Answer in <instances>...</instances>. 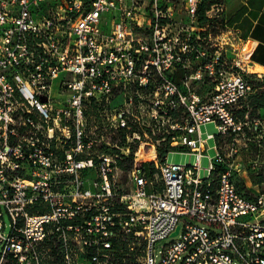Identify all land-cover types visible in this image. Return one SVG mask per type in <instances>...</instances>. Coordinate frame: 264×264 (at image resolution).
<instances>
[{"label": "built area", "instance_id": "obj_1", "mask_svg": "<svg viewBox=\"0 0 264 264\" xmlns=\"http://www.w3.org/2000/svg\"><path fill=\"white\" fill-rule=\"evenodd\" d=\"M229 21L226 0H0V264H114L124 245L142 264H264V194L226 163L257 44Z\"/></svg>", "mask_w": 264, "mask_h": 264}, {"label": "rangeland", "instance_id": "obj_2", "mask_svg": "<svg viewBox=\"0 0 264 264\" xmlns=\"http://www.w3.org/2000/svg\"><path fill=\"white\" fill-rule=\"evenodd\" d=\"M244 0H226L228 15H234L237 11L243 9ZM264 0H262L263 2ZM254 83L256 85L264 84V80L255 79ZM217 86L216 81L213 78H207L203 83H196V91L203 97H209L213 92H215ZM260 88L257 89L254 94L259 93ZM250 96V95H249ZM249 96L244 98L241 103L235 107L236 116L238 112L242 110L243 105L248 101ZM249 114H245L244 120L248 123L243 127V129L236 136L238 150L237 154L233 157L227 156L226 163L233 165L234 179L236 184H238L240 190L247 196L254 197L258 194H264V108L257 110H252ZM249 110V111H250ZM239 117V116H238ZM241 120V119H239ZM244 120H241L242 122ZM201 133L204 139L208 138L209 134L217 135L219 133L216 123H209L201 126ZM229 139L218 138L217 142L224 146L226 149L229 148ZM232 141L231 139L229 142ZM145 141L139 149V158L150 161L156 157L154 151V146L152 143H146ZM215 143L216 138L208 139V146L210 149L207 150L204 157L200 160L201 171L200 175L205 178L209 175L210 159L209 157L215 155ZM165 148L164 142H161L158 149L162 150ZM161 157V156H160ZM195 154L191 152H179L173 151L169 153L167 161L170 163H184L193 164L196 162ZM124 167L128 168L130 166L129 161H123ZM118 181L116 183V188L119 189L121 194L124 192V188L128 187V176L127 172L119 171ZM12 228V221L8 212L4 211V228L5 234H9ZM174 237H167L160 240L155 244V255L156 260L159 261L162 256L163 248L166 244L173 241ZM2 251V245L0 244V253Z\"/></svg>", "mask_w": 264, "mask_h": 264}, {"label": "trees", "instance_id": "obj_3", "mask_svg": "<svg viewBox=\"0 0 264 264\" xmlns=\"http://www.w3.org/2000/svg\"><path fill=\"white\" fill-rule=\"evenodd\" d=\"M263 20L264 19H262V22H264ZM261 27H262L261 25L257 27L256 31L254 32V37L264 42V29ZM252 60H256L261 63H264V46L262 45V43L259 46H257V48L255 49L254 54L252 56ZM257 86L260 88L261 91H259V93L256 94H254L255 92L250 94L248 101H246V103L243 105L242 110L238 112V116H239V117L237 116L238 119L244 120L245 114L247 113L250 114L252 112L250 109L257 110L260 108H264V84L256 85L254 83L255 89H257ZM243 122H245V120ZM160 155L162 157L166 155L165 148L162 149ZM120 166L124 167V163L122 161H120ZM238 189L240 190L239 186ZM240 192L242 191L240 190ZM139 256H140L139 251H130L126 249L124 245V251L117 250L113 254L112 259L114 261V264H142L139 261Z\"/></svg>", "mask_w": 264, "mask_h": 264}, {"label": "crops", "instance_id": "obj_4", "mask_svg": "<svg viewBox=\"0 0 264 264\" xmlns=\"http://www.w3.org/2000/svg\"><path fill=\"white\" fill-rule=\"evenodd\" d=\"M243 9L234 13V15H228L229 22L232 26L238 28L242 35L256 42V48L261 43L264 46V42L254 37V32L258 26H262L264 29V1L262 0H244ZM228 10V9H227ZM264 21V20H263ZM255 48V49H256ZM254 70L261 77L259 80H264V63L253 60Z\"/></svg>", "mask_w": 264, "mask_h": 264}, {"label": "water", "instance_id": "obj_5", "mask_svg": "<svg viewBox=\"0 0 264 264\" xmlns=\"http://www.w3.org/2000/svg\"><path fill=\"white\" fill-rule=\"evenodd\" d=\"M179 231V226L176 228V231L173 233V235H176Z\"/></svg>", "mask_w": 264, "mask_h": 264}, {"label": "bare ground", "instance_id": "obj_6", "mask_svg": "<svg viewBox=\"0 0 264 264\" xmlns=\"http://www.w3.org/2000/svg\"><path fill=\"white\" fill-rule=\"evenodd\" d=\"M251 70L255 71V70H254V67H253Z\"/></svg>", "mask_w": 264, "mask_h": 264}]
</instances>
